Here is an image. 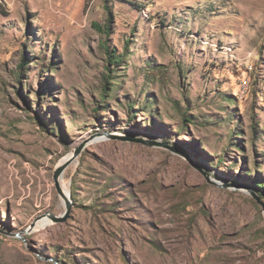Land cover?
<instances>
[{
  "label": "rangeland",
  "instance_id": "rangeland-1",
  "mask_svg": "<svg viewBox=\"0 0 264 264\" xmlns=\"http://www.w3.org/2000/svg\"><path fill=\"white\" fill-rule=\"evenodd\" d=\"M257 184L264 0H0V264H264Z\"/></svg>",
  "mask_w": 264,
  "mask_h": 264
},
{
  "label": "water",
  "instance_id": "water-1",
  "mask_svg": "<svg viewBox=\"0 0 264 264\" xmlns=\"http://www.w3.org/2000/svg\"><path fill=\"white\" fill-rule=\"evenodd\" d=\"M105 135L107 137L116 138V139L123 140V141H127L128 140V141H134V142H137V143H142V144H145V145L149 144V146H165L164 144H161V143H158V142H149V141L148 142H144L142 140L133 139L131 137L125 138V137H119V136H115V135L113 136V135H109V133L108 134L106 133ZM86 144H87V141L85 140V141L80 142L77 146H75V148L73 149L71 155L64 162H62L55 169V171H53L54 172L53 181L55 183L56 191L59 194V196H61V197H65V195L63 193V189L61 188V185H60V181L62 179L63 171L67 168V166H69L81 154V152L84 150ZM206 179H207L208 182H210L208 177ZM245 189H246V191H248L250 193V195L253 197V199L257 202V204H259L262 207V210L264 211V203L257 196L256 192L252 191L249 188H245ZM65 205H66V209L61 215L55 216V215L47 213L46 215H44V217H47L48 219H50L51 223H63V222H65L67 220V218H69V215H70L69 212L71 211L70 195L68 196V198H66ZM33 226H34V223L31 226V228ZM15 237L22 238L20 233H16Z\"/></svg>",
  "mask_w": 264,
  "mask_h": 264
},
{
  "label": "trees",
  "instance_id": "trees-1",
  "mask_svg": "<svg viewBox=\"0 0 264 264\" xmlns=\"http://www.w3.org/2000/svg\"><path fill=\"white\" fill-rule=\"evenodd\" d=\"M95 28L100 29V25H98L97 23L93 24ZM106 30H109L108 28H106ZM105 50V54H106V58H107V66L105 67L107 70V75H106V80L110 78V74L112 73L110 66L113 65H117L119 63H121L122 61V56L115 54L116 51L115 50H109L108 47L104 48ZM259 186L260 189L264 188V184H257ZM258 194L262 195V191L261 190H256Z\"/></svg>",
  "mask_w": 264,
  "mask_h": 264
},
{
  "label": "bare ground",
  "instance_id": "bare-ground-1",
  "mask_svg": "<svg viewBox=\"0 0 264 264\" xmlns=\"http://www.w3.org/2000/svg\"><path fill=\"white\" fill-rule=\"evenodd\" d=\"M99 139H101V138H97V140H99ZM79 144V142H77L75 145L77 146ZM71 155V154H70ZM69 155V156H70ZM61 185V188L63 189V193H64V195H65V197H61V203L62 204H64V202H65V200H66V198H68V196H69V191H68V189H67V187L66 186H64L63 184H60ZM50 220V219H49ZM48 220V218L47 217H39L37 220H35V222H34V228H36L37 226L38 227H44V226H46L47 224H49V222L51 221H49ZM37 227V228H38Z\"/></svg>",
  "mask_w": 264,
  "mask_h": 264
}]
</instances>
